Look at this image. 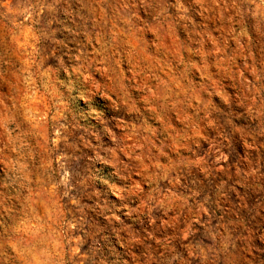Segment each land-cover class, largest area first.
I'll list each match as a JSON object with an SVG mask.
<instances>
[{"label": "rangeland", "instance_id": "374dc122", "mask_svg": "<svg viewBox=\"0 0 264 264\" xmlns=\"http://www.w3.org/2000/svg\"><path fill=\"white\" fill-rule=\"evenodd\" d=\"M0 264H264V0H0Z\"/></svg>", "mask_w": 264, "mask_h": 264}]
</instances>
